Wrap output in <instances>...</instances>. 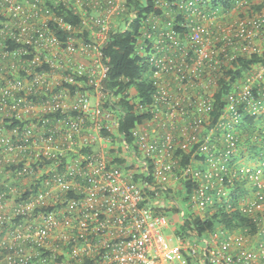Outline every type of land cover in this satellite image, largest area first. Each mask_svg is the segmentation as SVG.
Wrapping results in <instances>:
<instances>
[{
	"label": "built area",
	"instance_id": "obj_1",
	"mask_svg": "<svg viewBox=\"0 0 264 264\" xmlns=\"http://www.w3.org/2000/svg\"><path fill=\"white\" fill-rule=\"evenodd\" d=\"M63 1L80 24L45 0H0V264H264V152L254 167L243 164L237 134L248 116L264 134V61L227 75L241 58L264 59V0L227 10L211 0H151L136 51L158 90L133 145L106 106L104 49L137 14L128 0ZM223 79L232 89L216 115ZM186 152L206 167L181 166ZM243 179L251 188L239 207L254 231H174L170 244L163 192L191 181L188 202L202 211L213 191L227 196L225 180ZM20 181L35 188L23 194Z\"/></svg>",
	"mask_w": 264,
	"mask_h": 264
},
{
	"label": "trees",
	"instance_id": "obj_2",
	"mask_svg": "<svg viewBox=\"0 0 264 264\" xmlns=\"http://www.w3.org/2000/svg\"><path fill=\"white\" fill-rule=\"evenodd\" d=\"M235 4V0H211L209 5L219 10L231 9ZM128 9L137 14V18L130 24L126 30L115 31L112 30L109 40L105 45V62L110 67L109 77L105 81L106 88V106L115 111L119 120V132L126 138L131 145L133 142L132 130L138 125L142 124L144 120L152 117L150 106L154 103L155 94H157V86L154 84L153 78L150 74L149 64L140 59L136 51V41L142 27V21L146 14L151 13L153 2L151 0H128ZM45 6L51 8L57 15L63 16L66 21H71L73 24L81 23V15L76 14L73 10L72 3L63 0H45ZM128 11V12H129ZM178 30L184 32L185 29L177 27ZM83 35L89 39V32L84 31ZM11 47H15L12 41H9ZM264 61L259 55H253L250 58H241L239 66L236 70H230L227 75H231L232 80L243 77L244 73L249 69L253 63ZM47 66H42L39 70H46ZM232 89V85L226 80H222L218 92L215 94L216 98V115L225 107V95ZM33 95L35 102H42L45 95ZM153 109V106H152ZM8 120H11L10 118ZM16 125V124H15ZM261 122L252 116L246 117L238 126L237 134L239 143L241 145L239 156L249 154L254 159L262 157L264 152L263 140L261 139L263 129H260ZM11 128L8 124L6 130ZM260 137V138H259ZM197 159L202 160L201 157L196 156ZM195 157L190 153H183L181 166L190 164L191 162L199 163L201 168H205L206 164L201 161L194 162ZM195 159V160H197ZM259 160V159H258ZM257 160V161H258ZM119 163L124 162L123 159H118ZM16 165V164H14ZM140 176V175H139ZM137 176V177H139ZM20 191L24 188L27 193L31 187L26 181L14 182ZM195 187V183L191 181L179 180L174 188H170L167 192L162 193V198L167 203L165 208H162L167 216L171 212V207L168 201L172 198L174 201L181 200L188 202L189 194ZM228 192L227 196L219 194L217 190L213 191L214 203L207 209L202 211L193 210L185 215L182 208V220L180 223H175V232L180 235L189 237L202 236L210 231L216 230L217 227L223 226L225 230L231 232H243L245 229L254 231L256 226L252 222L251 217L240 209V202L242 198H246L250 193L251 185L249 179L238 180L236 183H227L224 181L222 186ZM0 188H6L5 185ZM0 189V190H1ZM190 205V204H189ZM179 208L175 211L179 212ZM184 213V214H183ZM169 217V216H168ZM170 219V218H169ZM172 221V220H171Z\"/></svg>",
	"mask_w": 264,
	"mask_h": 264
},
{
	"label": "rangeland",
	"instance_id": "obj_3",
	"mask_svg": "<svg viewBox=\"0 0 264 264\" xmlns=\"http://www.w3.org/2000/svg\"><path fill=\"white\" fill-rule=\"evenodd\" d=\"M125 155H126L125 157L127 159L133 158V155L131 153H125ZM195 159H197V158L195 157ZM195 159H194V162L200 161L199 159H197V160H195ZM258 159H254V157H251L249 154H246L245 156L244 155H241L239 157L240 162H242L245 165L251 166V167H254V165L258 162L257 161ZM168 205L172 209L168 216L175 223H180L181 220H182V215H181L182 208L185 211V215H187V214H189L191 212L190 205L187 202H183L181 200H177V199H176V201L170 200V201H168ZM178 205H180L179 212L175 211L176 208H179ZM175 228H176V225L175 224H172L169 227H167V228L164 229V233L167 236H171V238L169 239V242H170L171 245H174L177 242V239L174 236ZM217 229H221L222 230V229H224V227L219 225L217 227ZM233 232H235V231H233Z\"/></svg>",
	"mask_w": 264,
	"mask_h": 264
},
{
	"label": "crops",
	"instance_id": "obj_4",
	"mask_svg": "<svg viewBox=\"0 0 264 264\" xmlns=\"http://www.w3.org/2000/svg\"><path fill=\"white\" fill-rule=\"evenodd\" d=\"M173 224H174V222H173Z\"/></svg>",
	"mask_w": 264,
	"mask_h": 264
}]
</instances>
